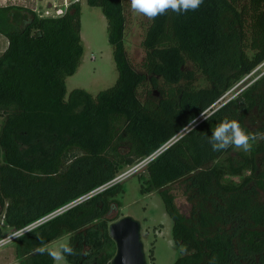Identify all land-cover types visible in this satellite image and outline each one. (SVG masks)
<instances>
[{
	"label": "trees",
	"instance_id": "16d2710c",
	"mask_svg": "<svg viewBox=\"0 0 264 264\" xmlns=\"http://www.w3.org/2000/svg\"><path fill=\"white\" fill-rule=\"evenodd\" d=\"M87 3L106 17L118 79L97 95L75 88L67 97L66 78L84 53L80 1L56 17L0 6L8 39L0 54L4 221L23 230L182 134L147 165L141 186L142 193L159 191L173 221L181 247L173 264H264V138L251 141L240 162L230 155L235 148L214 152L207 140L223 119L249 135L264 133V73L215 107L264 62V0H203L195 11L157 16L141 43V71L126 52L125 0ZM193 119L194 129L185 128ZM177 181L185 184L189 215L168 187ZM121 190L118 182L19 235V264H55L37 249L64 233L77 252L65 257L68 264H111L116 246L108 227L122 217L112 216Z\"/></svg>",
	"mask_w": 264,
	"mask_h": 264
},
{
	"label": "rangeland",
	"instance_id": "374dc122",
	"mask_svg": "<svg viewBox=\"0 0 264 264\" xmlns=\"http://www.w3.org/2000/svg\"><path fill=\"white\" fill-rule=\"evenodd\" d=\"M56 1L59 2L58 0H44V4L52 6ZM72 1L74 0H71V2ZM79 1L82 7L81 36L84 53L76 73L66 78V97L75 88H83L93 95H97L101 90L112 87L118 79V70L113 57V48L108 39L106 17L101 7L88 5L87 0ZM37 2V0H7V4L3 6L19 5L34 9L35 6L40 5V3L37 4ZM125 4L127 28L124 43L126 52L133 66L141 71L143 69L141 65L146 54L141 43L144 39L149 20L143 15L131 10L130 0H125ZM62 7L60 8L59 6L61 13L57 16L64 13L63 11L66 9V5L64 8ZM36 13L39 15L38 10ZM40 17L42 16L40 15ZM257 70L258 72H256ZM257 70L248 74L227 91L220 98V102L215 104V107H218L220 103L234 97L263 74L264 62ZM197 83L206 85V81L202 78H200ZM139 90L140 92L144 91L142 87H140ZM2 122L3 116L0 115V130ZM241 153L248 154L249 152H244L241 149L235 148L230 155L235 162H240ZM129 167L130 166L125 167L121 172L126 171ZM249 173V170L245 171V174ZM146 178L147 172L146 167H144L121 181L122 190L117 195L120 206L113 210L112 216L130 215L141 222L142 239L145 245L148 264H173L181 255V247L175 243L172 235L173 221L166 211L163 198L158 190H154L150 193L141 192V186ZM233 179L239 180L240 178L234 176ZM168 187L177 196V202L179 207H181V211L189 215L190 204L187 203L186 196L183 194V191H185V184L183 181H177L170 184ZM43 221L45 220H42L41 223ZM34 227H27V229L15 231L14 228L10 227L4 221L3 215H0V264H19L15 253V239ZM6 238L10 239L5 240ZM68 241L69 234L64 233L60 238L49 243L48 247L56 250L59 249L61 245L68 243ZM55 264L68 263L66 258H64L59 261L55 260Z\"/></svg>",
	"mask_w": 264,
	"mask_h": 264
},
{
	"label": "clouds",
	"instance_id": "9594fccd",
	"mask_svg": "<svg viewBox=\"0 0 264 264\" xmlns=\"http://www.w3.org/2000/svg\"><path fill=\"white\" fill-rule=\"evenodd\" d=\"M203 0H130L131 10L141 14L149 21L154 20L157 16L167 13L169 10L177 14L187 13L188 11L197 10ZM201 117L208 119L202 111ZM196 119L190 120L185 128H193L196 124ZM264 138V133L249 135L236 120L223 119L214 129L211 130V135L207 137L211 150L214 152L226 151L229 148L241 149L244 152H249L252 149L251 141L258 138ZM40 254H48L53 260L59 261L67 256L77 255L76 250L68 243L61 245L59 249H49L43 245L37 249ZM79 254L87 255L86 251H81Z\"/></svg>",
	"mask_w": 264,
	"mask_h": 264
},
{
	"label": "water",
	"instance_id": "95a60500",
	"mask_svg": "<svg viewBox=\"0 0 264 264\" xmlns=\"http://www.w3.org/2000/svg\"><path fill=\"white\" fill-rule=\"evenodd\" d=\"M108 232L116 246L111 264H148L139 220L122 216L110 223Z\"/></svg>",
	"mask_w": 264,
	"mask_h": 264
},
{
	"label": "built area",
	"instance_id": "2783aa9c",
	"mask_svg": "<svg viewBox=\"0 0 264 264\" xmlns=\"http://www.w3.org/2000/svg\"><path fill=\"white\" fill-rule=\"evenodd\" d=\"M75 1V0H74ZM73 2V1H72ZM71 0H66V6L70 5V3H72ZM65 12V11H64ZM180 136H182V134H180L179 136H176L174 137L173 139H171L168 143H166L165 145H163L160 149L156 150L155 152H153L152 154L148 155L147 157L141 159V160H138L136 163H134L133 165H131L128 169H126V171L124 172H121L120 174H118L115 178H113L112 180L108 181L107 183H105L104 185L100 186L99 188L91 191L88 195L86 196H83L81 197L80 199L72 202V203H69L67 205H65L64 207L56 210L55 212H53L52 214H50L49 216H46L45 218H43L42 220H48L60 213H62L63 211L67 210L68 208L74 206L79 200L87 197V196H91L99 191H102L106 188H108L109 186H112L118 182H121L125 177L129 176L130 174H133L135 172H137L138 170L144 168V167H147V165L152 161L154 160L158 155H160L166 148H168L170 145H172L175 141H177ZM37 221L27 227H36L37 225H39L41 223V221ZM44 222V221H43ZM24 228V229H27ZM29 229V228H28ZM33 229V228H32ZM28 231V230H27ZM7 239H10V238H6L5 240ZM3 240V241H5ZM1 243V242H0Z\"/></svg>",
	"mask_w": 264,
	"mask_h": 264
},
{
	"label": "crops",
	"instance_id": "0c3cea01",
	"mask_svg": "<svg viewBox=\"0 0 264 264\" xmlns=\"http://www.w3.org/2000/svg\"><path fill=\"white\" fill-rule=\"evenodd\" d=\"M37 1H38L37 4L40 3V5L35 6L34 10L35 12L38 10L39 16L41 15L42 17H50L54 15L57 16L59 13H61L59 10V6L61 8L63 4L64 6L66 5V0H58L59 2L56 1L55 4H53L52 6L44 4L45 3L44 0H37ZM6 4H7V0H0V6L6 5ZM64 6L62 8H64ZM67 9H68V6H66V9L64 11H66ZM7 45H8L7 37L0 33V54L7 47Z\"/></svg>",
	"mask_w": 264,
	"mask_h": 264
}]
</instances>
